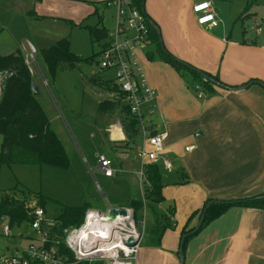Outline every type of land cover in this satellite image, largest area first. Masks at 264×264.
I'll return each instance as SVG.
<instances>
[{
  "label": "crops",
  "instance_id": "obj_1",
  "mask_svg": "<svg viewBox=\"0 0 264 264\" xmlns=\"http://www.w3.org/2000/svg\"><path fill=\"white\" fill-rule=\"evenodd\" d=\"M201 1L146 0V16L150 23L159 28L167 49L193 67L218 75L223 82L233 86L242 85L251 79L264 83V24H260L261 31L255 27L251 28L252 31L241 28L242 33H239L234 25L230 27L222 24L220 9L210 0L219 25H201L198 15L193 11L194 5ZM98 16L103 19V16ZM139 57L147 82L156 92L155 98L148 102L146 108H155V116L149 117V120L154 132L167 133L163 156L173 164L171 170L166 169L162 162L159 166L169 173L176 166L181 174L180 177L163 182V194L168 193L171 187L177 189L178 195L174 202L177 204V201H182L185 204L182 219H188L193 211L201 209L209 199L227 200L263 195L264 86L258 83L242 89L216 86L213 91L202 87L196 95L184 85L168 86L162 69L170 76L178 77L171 65L149 58L144 61ZM33 79L37 83L34 76ZM200 93L203 96L200 97ZM109 113L98 112L91 125L104 145L105 152L101 154L118 163L114 168L115 173H129L134 162L140 159L138 151L141 139L137 135L129 140L120 116H111ZM189 145L194 148L186 151L185 147ZM142 180L143 185L140 176L141 195H136L138 186L137 181L133 180L134 189L129 188L121 195L112 193L109 206L127 207L133 199H144L146 183L145 178ZM147 205L153 207L157 204L145 201ZM175 207L170 205L162 216L156 214L150 226L145 214L141 216L138 212L137 215L145 219L146 232L157 221L168 223L172 228V222H177ZM170 227L160 244L153 240V234H149L146 240L145 232L134 264H182L180 254L169 248H176V244L174 246L167 242ZM21 233L6 244V249L0 251V257L16 254L36 241L33 232ZM143 241L145 244L142 246ZM184 264H264V210L238 206L230 208L189 241Z\"/></svg>",
  "mask_w": 264,
  "mask_h": 264
},
{
  "label": "rangeland",
  "instance_id": "obj_2",
  "mask_svg": "<svg viewBox=\"0 0 264 264\" xmlns=\"http://www.w3.org/2000/svg\"><path fill=\"white\" fill-rule=\"evenodd\" d=\"M213 1L220 9L222 24L230 27L234 25L239 33H242V29L252 31L251 28L256 27L255 20L259 24L263 22L264 0ZM249 4L252 5L243 19L237 20ZM101 14H103L102 22L95 14L93 5L84 0H0V56L14 53L17 49L27 54L25 55L26 61L40 88L37 99L42 103L53 129L59 135L71 159L69 170H61L48 165L16 164L9 166L0 163V200L5 192L13 191L18 196L23 195L22 190L42 192L49 197L45 207L48 219L57 218L63 205L83 206L89 202L98 209L106 211L108 207L112 208L109 206L112 193L121 195L127 189L133 188V180L137 181L136 195L138 193L141 195L139 173L142 170V163L140 159L134 162L129 173L116 172L113 177L105 176L98 165L99 155L105 152V148L100 142L97 130L91 124L98 116L97 108L101 101L119 98L117 92L102 90L90 83L94 74H99L102 80H113L111 72L104 74L99 72V57L95 56V53L100 52L101 45L92 44L91 34L87 28V26L99 25L112 29L114 25L112 15L115 14V10L104 9ZM262 27L264 29V25ZM69 35L71 50L87 60L79 62L74 69L59 70L52 78L40 56V50L50 48L58 40ZM147 50L139 51L144 61L149 60ZM162 71L168 86L184 85L196 95L198 94L197 84L189 75H181L175 71L178 74L176 79L164 69ZM2 78L0 75V82ZM109 115L120 116L122 124L128 121V114L122 106L110 112ZM154 116L155 114L150 117ZM2 142L3 136L0 133V149ZM117 164L113 163V167L116 168ZM160 171L163 182L181 175L176 166L170 173L162 166H160ZM169 190L168 193H164L165 200L161 204L153 205V207L144 206L143 210L139 211V215L145 214L146 222L150 226L154 223L153 217L156 214L162 216L170 205L176 206L177 222L174 224L172 222L173 226L167 234V242L174 246L176 244V248L170 246L169 248L179 253V242L182 239L181 229L187 220V218L182 219L185 204L182 201H177V204L174 202V198L178 195L177 189L171 187ZM104 193L107 195L103 196ZM6 222L7 220H0V251L6 249V244L14 240L21 232L28 234L33 232L30 224L25 223L20 227H12L13 235L6 237L3 234V226ZM198 222L194 219L195 227ZM175 225L177 226L174 227ZM146 229L145 223V232ZM149 234L151 231L148 228L146 240L149 239Z\"/></svg>",
  "mask_w": 264,
  "mask_h": 264
},
{
  "label": "trees",
  "instance_id": "obj_3",
  "mask_svg": "<svg viewBox=\"0 0 264 264\" xmlns=\"http://www.w3.org/2000/svg\"><path fill=\"white\" fill-rule=\"evenodd\" d=\"M145 1L134 0V4L144 11ZM251 5H247L238 20L244 17ZM144 13L146 14V11ZM95 14H99L98 10H95ZM100 20L102 22V18ZM262 23L264 24V18ZM87 28L90 31L93 45L100 44L103 47L108 45L106 42L108 30L104 26H87ZM149 29L152 45L149 46L146 54L150 60H161L171 65L181 75H189L197 85L208 91H213L214 87L218 86L211 80H206L202 73L198 71L199 69L179 59L168 50L163 44L161 33L150 22ZM103 42L104 44H102ZM99 54L100 52H97L95 56H99ZM40 56L52 78L56 76L59 70L74 69L79 62L87 60L71 50L70 35L58 40L50 48L41 49ZM201 71L220 82L221 87L226 89L229 87L242 89L254 83L264 86V83L258 79H251L242 85L233 86L223 82L218 75L208 71ZM0 73L3 77L0 94V133L3 136L0 163L9 166L16 164L48 165L61 170H69L71 159L62 140L53 129L47 112L33 93V74L21 49H17L14 53L8 55L0 56ZM90 83L99 89L120 94L119 87L113 80H102L98 75H94L91 77ZM121 106L128 114V121L124 123L125 134L129 140L134 139L138 135L136 120L130 116L128 108L123 106L120 100H103L99 103L97 110L99 113H109L121 108ZM144 178L146 183L144 199H133L127 206L134 208L137 214L144 208L145 201L151 204H159L165 200L163 194L164 184L159 164H147ZM21 193L23 195L18 196L13 191L5 192L0 200V220L7 217L11 227H20L25 223L32 222L33 215L30 213L33 209L32 205L45 209L49 200V197L42 192L22 190ZM212 200L217 202H214L208 208L203 225L197 232L191 233L195 228L194 219L198 218V221L200 220L206 204ZM206 204L201 209L193 211L182 228L181 238L185 234L190 233L185 239L184 253L189 241L194 236L230 208L238 206L264 210V194L227 200L209 199ZM91 207L89 202H86L83 206L63 205L60 215L56 218L60 222L57 232L62 236L64 229L80 226L85 219L87 210ZM169 227L168 223L157 221V224L150 229L151 234L154 235L153 240L157 244H160L165 231ZM69 255L72 257L70 252Z\"/></svg>",
  "mask_w": 264,
  "mask_h": 264
},
{
  "label": "built area",
  "instance_id": "obj_4",
  "mask_svg": "<svg viewBox=\"0 0 264 264\" xmlns=\"http://www.w3.org/2000/svg\"><path fill=\"white\" fill-rule=\"evenodd\" d=\"M84 1L92 4L101 16L104 9L115 10L113 28L107 29L108 45H101L99 67L100 72L113 74V81L120 90L117 100L128 108V113L136 120L138 137L141 139L138 156L142 160L140 176L143 185L147 164L162 162L166 169L171 170L173 167L172 162L163 156L167 133L154 132L149 117L155 113V108L146 109L148 102L156 95L147 82L139 57L140 50L146 51L152 45L149 20L134 4V0ZM193 11L198 15L199 24L212 27L219 25L212 1L203 0L195 4ZM255 28L258 31L262 29L260 24H256ZM196 88L201 89L199 85ZM199 95L203 96L202 93ZM193 148V145L185 147L186 151ZM98 161L103 174L112 177L115 173L113 159L100 154ZM32 207L30 213L33 221L29 224L37 237L36 241L16 254L1 256L0 264H134L145 235V219L139 217L134 208L125 207L126 215L119 214L115 219H110L111 208L102 211L91 207L80 226L64 229L61 236L57 232L60 222L56 218L48 219L43 207ZM3 219L7 220L3 234L11 237L12 227L7 217ZM131 238L136 241L134 244L129 242Z\"/></svg>",
  "mask_w": 264,
  "mask_h": 264
},
{
  "label": "water",
  "instance_id": "obj_5",
  "mask_svg": "<svg viewBox=\"0 0 264 264\" xmlns=\"http://www.w3.org/2000/svg\"><path fill=\"white\" fill-rule=\"evenodd\" d=\"M143 10L145 11V7H143ZM144 11H143V12H144ZM148 20H149V19H148ZM149 21H150V20H149ZM151 23H152V22H151ZM153 24H154V23H153ZM154 26H155V24H154ZM155 27L159 30V28H158L157 26H155ZM159 32H160V30H159ZM198 71L202 73V75L204 76V78H205L206 80H207V79H208V80H211L214 84H216V85H218V86H221V83L218 82L217 80H215L214 78H212V77H210L209 75L203 73L201 70H198ZM228 89H238V88L229 87ZM32 90H33L34 95H37V94L39 93V88H38V85H37V83H36L35 81H33V83H32ZM214 202H217V201L212 200V201H210V202H208V203L206 204V206H205V208H204V210H203V214H202V216H201V218H200V220H199L197 226L194 228V230H193L191 233H195V232H197V231L201 228V226H202L203 223H204V220H205V216H206L207 210H208V208L210 207V205L213 204ZM119 214H121V215H126V214H127V210H126V208H125L124 206H115V207H112L111 210H110L109 218H110V219H115V218L117 217V215H119ZM189 235H190V233H187V234H185V235L182 237V239H181V244H180L179 254H180L181 258H182V264H184V260H185V253H184L185 239H186ZM129 242H130L131 244H134L136 241H135L133 238H131V239L129 240Z\"/></svg>",
  "mask_w": 264,
  "mask_h": 264
},
{
  "label": "bare ground",
  "instance_id": "obj_6",
  "mask_svg": "<svg viewBox=\"0 0 264 264\" xmlns=\"http://www.w3.org/2000/svg\"><path fill=\"white\" fill-rule=\"evenodd\" d=\"M115 129V128H114ZM118 130V129H117ZM119 131V130H118ZM118 133H121V132H118Z\"/></svg>",
  "mask_w": 264,
  "mask_h": 264
}]
</instances>
